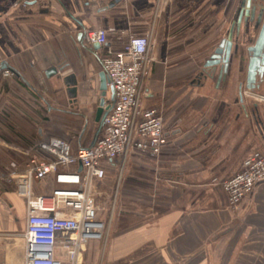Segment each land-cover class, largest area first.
I'll use <instances>...</instances> for the list:
<instances>
[{"label":"crops","instance_id":"crops-1","mask_svg":"<svg viewBox=\"0 0 264 264\" xmlns=\"http://www.w3.org/2000/svg\"><path fill=\"white\" fill-rule=\"evenodd\" d=\"M237 7V0H0V151H8L0 152V172L22 171L31 150L52 137L73 149L99 137L103 48L83 40L86 30L112 28L125 32L123 40L147 34L151 60L140 104L163 111L169 143L158 156L133 151L123 165L119 160L150 200L136 210L150 220L118 236L119 242L134 236L133 264H264V183L236 209L221 183L248 154L264 151L253 104L243 98L246 115L238 100L245 71L231 64L224 89L199 77ZM108 39L121 47L116 33ZM107 86L112 105L114 90ZM29 96L36 101L32 107ZM116 169L109 162L104 178ZM51 187L45 179L33 190ZM0 196L1 209L6 198L9 206L24 204L6 175ZM11 217L1 210L0 264L23 261L25 219L22 225Z\"/></svg>","mask_w":264,"mask_h":264},{"label":"built area","instance_id":"built-area-1","mask_svg":"<svg viewBox=\"0 0 264 264\" xmlns=\"http://www.w3.org/2000/svg\"><path fill=\"white\" fill-rule=\"evenodd\" d=\"M116 33L120 48L108 39ZM96 28L86 30L83 40L103 48L101 63L114 101L103 118L96 141L73 149L64 139L52 137L42 148L31 150L22 171L12 169L6 177L13 181L16 195L24 201V254L21 264H101L89 259L92 241L105 237L108 221L100 217L98 183L107 164L114 159L122 165L133 151L158 156L169 143L164 133L163 111L142 108L140 96L151 60L149 35ZM4 75H11L4 71ZM242 96L264 102V93L244 89ZM0 172V182L5 177ZM51 179L52 187L35 193V182ZM222 188L228 205L236 209L255 187L264 183V151L254 150L240 169L224 179Z\"/></svg>","mask_w":264,"mask_h":264},{"label":"water","instance_id":"water-1","mask_svg":"<svg viewBox=\"0 0 264 264\" xmlns=\"http://www.w3.org/2000/svg\"><path fill=\"white\" fill-rule=\"evenodd\" d=\"M237 4L238 7L235 11V17L231 22L227 36L222 37L212 49V53L209 55V59L204 63L199 77H201V79H209L211 82L215 80L216 88L220 87L224 89V87L229 84L228 81H226V77L230 73L231 64H234L237 68L241 64L239 61L245 60V53L247 52L248 56H250L247 76L244 83L241 81L238 84V100L245 114L248 115L246 107L243 104V86L251 90H260L264 87V2L263 0H237ZM259 25L261 28L256 42L248 48H239L236 43L238 33L240 31L250 30L252 27H258ZM94 46L97 47L99 45L94 44ZM107 88V77L105 73L102 72L100 73V85L98 88L100 93L96 111V120L98 122L101 120V125L105 110L111 106L110 102L105 98ZM253 125L255 131L258 132L260 140L264 141V112L259 113L257 117L253 118ZM113 161L116 162L119 167V160L114 159ZM213 179L217 178H212L211 180ZM2 199V196H0V201H2ZM6 201L11 204L9 198H6Z\"/></svg>","mask_w":264,"mask_h":264},{"label":"rangeland","instance_id":"rangeland-1","mask_svg":"<svg viewBox=\"0 0 264 264\" xmlns=\"http://www.w3.org/2000/svg\"><path fill=\"white\" fill-rule=\"evenodd\" d=\"M35 80V79H34ZM33 79L30 81L32 85L36 83ZM264 93L263 89L257 90ZM249 101V104L256 103L262 111H264V102L256 101L250 97H243ZM36 103L32 96L28 97L27 105L32 107ZM5 154L6 150H1ZM127 168L118 167L116 171L107 174V177L98 183L99 195L96 201L100 206V217L107 218L108 225L105 237L101 241L91 242V251L95 249V253L89 259L96 260L101 264H133L135 254L134 236L128 241L119 242L118 236L124 234H133L135 228L142 222L149 221V216L144 212L136 211L145 205H149V195L139 193V184L129 176ZM24 202V201H23ZM4 208L17 215V207L9 206L8 203L3 204ZM20 207L24 210V204L20 203ZM25 212V210H24ZM148 215V213H147ZM129 245V246H128Z\"/></svg>","mask_w":264,"mask_h":264},{"label":"flooded vegetation","instance_id":"flooded-vegetation-1","mask_svg":"<svg viewBox=\"0 0 264 264\" xmlns=\"http://www.w3.org/2000/svg\"><path fill=\"white\" fill-rule=\"evenodd\" d=\"M264 2V0H263ZM264 17V16H263ZM261 25V24H260ZM258 26V27H252L250 30H246V31H243V32H239L238 33V37H237V45L238 47L240 48H248L250 45H253L257 38H258V34H259V31H260V28L261 26ZM249 58L250 56H248L247 52L245 53V60L243 61H239L241 64L237 67V72H240V73H244L245 71V79H246V76H247V67H248V63H249ZM239 60V59H238ZM245 89V88H244ZM242 89V91L244 90ZM264 90V87L262 88ZM259 109H261L256 103H253V108H252V111L254 113V117H257L259 115ZM17 215H14L13 213H11V211H4L7 215L9 213L10 215V218L11 215H13V218L14 219H17V221H20V223L23 225L24 224V221H23V218H24V211L22 209V207L18 206L17 207Z\"/></svg>","mask_w":264,"mask_h":264},{"label":"trees","instance_id":"trees-1","mask_svg":"<svg viewBox=\"0 0 264 264\" xmlns=\"http://www.w3.org/2000/svg\"><path fill=\"white\" fill-rule=\"evenodd\" d=\"M28 160V159H27Z\"/></svg>","mask_w":264,"mask_h":264}]
</instances>
